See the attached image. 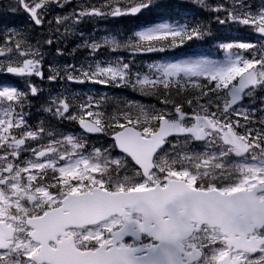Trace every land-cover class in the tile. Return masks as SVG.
<instances>
[{
    "label": "snow or ice",
    "instance_id": "obj_1",
    "mask_svg": "<svg viewBox=\"0 0 264 264\" xmlns=\"http://www.w3.org/2000/svg\"><path fill=\"white\" fill-rule=\"evenodd\" d=\"M71 0H16L29 27L0 29V264H264V0H196L219 25L249 29L254 41L221 42L223 59L185 57L133 71L102 48L165 53L211 35L203 22H159L122 43L85 40L91 61L50 82L131 88L157 105L89 96L78 107L57 95L43 110L85 135L33 127L26 107L45 79V53L92 18L137 16L158 0H102L48 16ZM63 28V32H61ZM56 54L63 55L57 47ZM87 134L110 138L89 146Z\"/></svg>",
    "mask_w": 264,
    "mask_h": 264
},
{
    "label": "rangeland",
    "instance_id": "obj_2",
    "mask_svg": "<svg viewBox=\"0 0 264 264\" xmlns=\"http://www.w3.org/2000/svg\"><path fill=\"white\" fill-rule=\"evenodd\" d=\"M77 1V2H76ZM184 1H186V2H188V1H190V2H192V3H194V4H196L197 6H199L197 3H196V0H184ZM74 2L76 3V5H80V4H96L97 6H99V4L100 3H102V0H72L71 1V3L69 4V5H71L72 7L74 6ZM15 3H16V0H0V9H8L10 12H14V13H18L17 11H15L14 10V7H15ZM261 3H262V0H259L256 4L258 5V6H260L261 5ZM69 5L68 6H66L65 8H64V10L65 9H69ZM58 9H56L55 11H53L52 12V14L54 15V16H57V15H59V13H56V11H57ZM72 13V12H71ZM25 20V19H24ZM52 20H54V19H52ZM87 22V25H86V28H89V30L91 31V27H93L94 26V30H99L98 32V35H97V37H94V39L95 40H98V41H100V42H103V40L104 39H106V38H111V37H115V35H114V33L113 32H109L107 29H108V27L107 26H105L106 24H104V27H96V25L98 24L97 22H98V20L96 19V18H93V19H90V21L89 20H86ZM82 23H85V21H83ZM17 26L18 25H20V21H18L17 22V24H16ZM234 25V24H233ZM17 26H13V27H10V26H8L7 24H0V29H5L6 27L7 28H15L16 30H18V28H17ZM78 26H80V24L78 25ZM236 27L237 26H239V25H235ZM83 28H84V26H83ZM47 29H48V25H47ZM49 30V29H48ZM251 32V31H250ZM86 39L85 38H83L82 39V43L85 41ZM122 42H124V41H122ZM54 44V43H53ZM66 44V41L64 40V39H61V42L59 43V45L57 46V47H59V48H61L62 49V47H60V46H62V45H65ZM80 46H82L81 45V43H80ZM68 47H74V48H76V47H79L78 46V44H76V45H70V46H68ZM83 50H84V48H82ZM105 50L106 51H103V52H105V56H104V59H108L109 57V60H112V61H115L116 59H118V57L117 56H119L118 55V50H116V51H111L110 50V48H108V47H105ZM47 52L48 53H50V55L52 54V50H50L49 48H48V50H47ZM121 52H125V56L127 57V62H130V63H132L133 64V62H134V64H133V71L135 72V71H137V70H141L140 68H139V64L141 63V62H143L144 60L142 59V57L143 56H147L149 53H143V54H133L130 50H127V49H125V48H122V50H121ZM111 54V55H110ZM51 57V56H50ZM56 58V61H58L59 62V58L58 57H55ZM120 58V57H119ZM120 59H122V58H120ZM162 60H168V59H162ZM162 60H159V61H154V62H160V61H162ZM217 60H221V59H217ZM58 62H56L54 65H53V67L54 68H57L58 67ZM145 62V61H144ZM154 62H152V61H150V62H148V63H144V71L143 72H146L148 69H147V65L148 64H150V63H154ZM97 86L98 87H100V88H102L103 86H105V85H98L97 84ZM52 90V93L50 94V92H49V90H47L46 92H45V90H43V89H41V92H40V94L38 95V102H40V100L41 101H48V100H50L52 97H54V96H57V95H63V94H65L66 92L65 91H63V90H60L61 92H58V93H56V94H54V90L53 89H51ZM74 93H77L78 94V92H74ZM258 95H261V97H264V91H260L259 92V94H258V92H257V94L255 95V97L251 100V101H249L248 99H247V102L245 103V105H244V107L245 108H247V109H251L258 101H260L261 100V98H258L257 99V97H258ZM263 95V96H262ZM66 97V96H65ZM68 98H71V96H69ZM86 98H84L83 99V101L85 100ZM43 112V111H42ZM45 113H47V112H45ZM58 120V119H57ZM66 122H70V124L72 123V124H76V127L75 128H77V130H74V131H72V132H69V131H67V132H63V133H65V134H73V135H77V136H80V135H84L81 131H79V129H78V127H77V123H75V122H72V121H68V120H65ZM71 128V127H70ZM110 142V139H109V137H107V136H102V137H99V138H93V139H90V138H88V144H89V146L91 147V146H96V147H100V146H107V143H109Z\"/></svg>",
    "mask_w": 264,
    "mask_h": 264
},
{
    "label": "trees",
    "instance_id": "obj_3",
    "mask_svg": "<svg viewBox=\"0 0 264 264\" xmlns=\"http://www.w3.org/2000/svg\"><path fill=\"white\" fill-rule=\"evenodd\" d=\"M173 5V4H172ZM175 5H177V4H175ZM167 6H171V4L169 5V4H167ZM172 8H175V7H172ZM179 8H180V10L181 11H183V12H185V7L184 6H180L179 5ZM155 12H156V9H154L153 11H150V12H148V14H149V16H150V14H155ZM152 18H155V17H137V18H135V17H130L129 18V21H122V20H120V21H117V20H115V26L112 28L113 30H115L116 29V27L117 28H120L121 27V29L123 30V32H125L126 33V27L127 26H129V27H131L132 28V30H133V28L134 27H138L139 25H141L142 23L143 24H146V25H149V24H151V23H154L153 22V20H152ZM206 18H210V17H206ZM140 19H142V20H140ZM144 19V20H143ZM210 22V19H208V20H204V19H202V18H198V20L196 19V22ZM145 22V23H144ZM214 26H215V24H212V25H210V26H208L209 28H214ZM131 31V30H130ZM191 42H193V41H190V42H187V43H191ZM186 45V44H185ZM85 52H88V51H85ZM148 57H145V59H147ZM125 60H127L126 58H125ZM148 61H151V60H148ZM144 63L143 62H141L140 64H139V68L141 69L140 71H144ZM127 90V89H126ZM100 91V95L97 93V92H93V93H89L88 95H86V96H91V97H94V98H97V99H99V98H101V97H104V96H107V97H109V99L111 100V99H115V98H119V99H122V100H135V101H137V102H139V103H143V104H145V105H157L158 106V102H157V100H155L154 98H149V97H144V96H142V95H140L139 93L138 94H133L134 96H137V97H139L138 99H132L130 96L132 95L131 94V92L130 91H124V89H118V90H111V93H109L108 94V92L106 91H104V90H99ZM102 92H103V95L104 96H102ZM130 92V94L128 95V96H126V93H129ZM132 92H134V91H132ZM83 94V93H82ZM123 95H125L124 97H123ZM78 101H76L77 103H76V107H78V105H79V103H81V102H79V99H77ZM40 108H42V107H40ZM25 111H27V109H25ZM44 119H45V117H42V118H38L36 121H35V123L36 124H38V123H42V122H45L44 121ZM28 122H29V124L31 125V126H33V119H29L28 120ZM44 125H45V123H44Z\"/></svg>",
    "mask_w": 264,
    "mask_h": 264
},
{
    "label": "bare ground",
    "instance_id": "obj_4",
    "mask_svg": "<svg viewBox=\"0 0 264 264\" xmlns=\"http://www.w3.org/2000/svg\"><path fill=\"white\" fill-rule=\"evenodd\" d=\"M29 32H32L33 35L35 36V38L38 39V38H37V34H36L35 31L30 30ZM80 57H81V59H82L84 62L91 61V59H92V57H91V55H90L89 53H82V54L80 55ZM28 109H29L30 111H32L33 114H34V112H35V113H38L39 106H38V105H37V106H35V105H30V106H28ZM49 128H52V129H54V130L57 131V132H59V131L62 130V128H61L59 125H56V124H52V125H50Z\"/></svg>",
    "mask_w": 264,
    "mask_h": 264
},
{
    "label": "flooded vegetation",
    "instance_id": "obj_5",
    "mask_svg": "<svg viewBox=\"0 0 264 264\" xmlns=\"http://www.w3.org/2000/svg\"><path fill=\"white\" fill-rule=\"evenodd\" d=\"M46 65H47V63L45 62V64H44V72H45ZM0 78L5 79L6 80V84H12V83H14L17 80L13 76L2 75V74H0Z\"/></svg>",
    "mask_w": 264,
    "mask_h": 264
}]
</instances>
